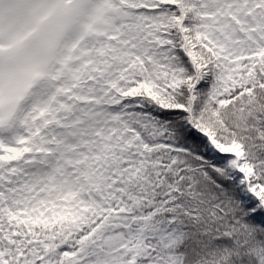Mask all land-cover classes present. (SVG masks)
Listing matches in <instances>:
<instances>
[{"label": "snow or ice", "instance_id": "6c2138e0", "mask_svg": "<svg viewBox=\"0 0 264 264\" xmlns=\"http://www.w3.org/2000/svg\"><path fill=\"white\" fill-rule=\"evenodd\" d=\"M0 264H264V0H0Z\"/></svg>", "mask_w": 264, "mask_h": 264}]
</instances>
